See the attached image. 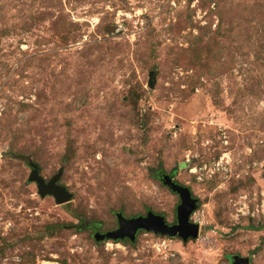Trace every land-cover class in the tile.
<instances>
[{
  "label": "rangeland",
  "instance_id": "374dc122",
  "mask_svg": "<svg viewBox=\"0 0 264 264\" xmlns=\"http://www.w3.org/2000/svg\"><path fill=\"white\" fill-rule=\"evenodd\" d=\"M163 175L196 239L95 238L176 224ZM263 200L264 0H0V264H264Z\"/></svg>",
  "mask_w": 264,
  "mask_h": 264
},
{
  "label": "water",
  "instance_id": "95a60500",
  "mask_svg": "<svg viewBox=\"0 0 264 264\" xmlns=\"http://www.w3.org/2000/svg\"><path fill=\"white\" fill-rule=\"evenodd\" d=\"M152 86V83H151ZM61 172L53 176L48 182L40 175L39 168L33 165L29 181L37 184L38 192L42 197L52 196L56 204H64L70 201L72 193L66 187L58 184ZM162 182L180 197V205L177 208V223L169 225L164 217L148 212L146 216L125 218L118 214V225L116 230L106 233H96L98 240H123L134 241L140 230L152 232L168 237H178L183 242L196 239L199 234V224L190 220L191 215L197 207V199L191 194L186 186L175 183L169 176L163 175ZM232 264H249V258L235 256Z\"/></svg>",
  "mask_w": 264,
  "mask_h": 264
},
{
  "label": "built area",
  "instance_id": "2783aa9c",
  "mask_svg": "<svg viewBox=\"0 0 264 264\" xmlns=\"http://www.w3.org/2000/svg\"><path fill=\"white\" fill-rule=\"evenodd\" d=\"M261 207H262V211L264 212V200H263V202H262Z\"/></svg>",
  "mask_w": 264,
  "mask_h": 264
},
{
  "label": "bare ground",
  "instance_id": "6f19581e",
  "mask_svg": "<svg viewBox=\"0 0 264 264\" xmlns=\"http://www.w3.org/2000/svg\"><path fill=\"white\" fill-rule=\"evenodd\" d=\"M45 264H49V263H45Z\"/></svg>",
  "mask_w": 264,
  "mask_h": 264
}]
</instances>
